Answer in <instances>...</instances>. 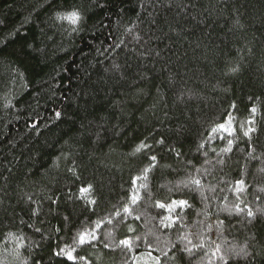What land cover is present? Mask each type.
Listing matches in <instances>:
<instances>
[{
  "label": "trees",
  "instance_id": "16d2710c",
  "mask_svg": "<svg viewBox=\"0 0 264 264\" xmlns=\"http://www.w3.org/2000/svg\"><path fill=\"white\" fill-rule=\"evenodd\" d=\"M149 252L264 264V0H0V264Z\"/></svg>",
  "mask_w": 264,
  "mask_h": 264
},
{
  "label": "snow or ice",
  "instance_id": "6c2138e0",
  "mask_svg": "<svg viewBox=\"0 0 264 264\" xmlns=\"http://www.w3.org/2000/svg\"><path fill=\"white\" fill-rule=\"evenodd\" d=\"M71 19H72L73 21H77V20L79 19L78 14H77L76 12L71 13ZM237 70H238V69H236V68H232V69H230V71H232V72H235V71H237ZM250 111L255 112V109L253 108V109H251ZM60 115H61V114H60L59 112L56 113L57 118H59ZM231 119H232L231 114H228V116H227V120L230 121ZM218 127H219V130H221V131L227 133L228 136H232L233 133H234V131H235L234 128H233L231 131H229V129L225 126L224 123L219 124ZM213 131H216V129H213ZM249 131H254V129H250ZM244 135H245V136H248V135H249V132H245ZM220 138H221V139H224V136H221ZM158 143H163V141H162V140H161V141H158ZM232 143H233L232 140H228V144H229V145H231ZM140 147H141V148H149V149L151 148L150 145L144 144L143 142H142V144H141ZM199 147H200V148H203L204 145L201 144ZM137 151H140V148H138ZM225 151H231V147L225 149ZM177 155H179V153H177ZM148 158H149V160L152 162L151 167H152V168L156 167V163H155V162H156V160H157V157H156L155 155H151V156H149ZM70 171H71V169H70ZM144 171H145V172H148V171H150V169H149V168H146ZM137 179H138V178H133V181H132L133 185L136 184V180H137ZM192 183L195 184V185H197V186L200 185V181H199V180H193ZM243 183H244V182H243L242 180H241V181H237V184L242 185ZM87 190H90V189H83V188L80 189L81 192H84V191H87ZM240 190L242 191L243 189H240ZM130 199H131V202H132L133 204H135V203H137V201L139 200V196L136 195L135 193H133V194L130 196ZM53 203H56V201L53 200ZM92 203H95V201H92ZM187 205H188L187 200H179V201H175V200H174V201H172V204H171V205H165V204H163V203H159V202H157V207L162 208V209H163V208H166V207L169 208V209H173L174 207H180V208H183V207H185V206H187ZM124 211H125V212H130V209L125 208ZM35 214H36V213L33 212V215H35ZM118 214H119V213H118ZM248 215H249V216H252L253 213L249 210V211H248ZM136 219H139V217L137 216ZM165 220H167L168 222L165 223V222H164ZM161 222H162V224H163L164 227H166V228H171V227L173 226V224L175 223V220H173L171 217H165V218L162 219ZM99 226H100V224H99V222H97V223H96V227L99 228ZM37 231H39V229H37ZM129 231H134V229H132L131 226H129ZM86 237H88V238L86 239ZM97 239H98V237L95 235V232H87V231H85L84 233L79 234V244H80V245L91 244L92 241L97 240ZM190 243H191V242H190ZM121 244H123L124 246L128 247L129 249H130L131 246H132L129 240H123V241H121ZM105 247H107V245H105ZM194 247H195V246H194ZM218 250H219V249H217V251H218ZM72 251H75V249H73ZM72 251L67 252V254H66V256H65V258H66L68 261H75V259H76V257L73 256ZM182 251L192 252L193 249H192V248H185V249H183ZM64 252H65V249L61 248L60 251L56 253V255H57V256H60V255L63 254ZM149 255H151V253H149ZM165 255H167V253H165ZM81 259H83V258L81 257ZM155 259L157 260V264H159V258L157 257V258H155Z\"/></svg>",
  "mask_w": 264,
  "mask_h": 264
},
{
  "label": "rangeland",
  "instance_id": "374dc122",
  "mask_svg": "<svg viewBox=\"0 0 264 264\" xmlns=\"http://www.w3.org/2000/svg\"><path fill=\"white\" fill-rule=\"evenodd\" d=\"M225 126L230 130L231 125L229 123L226 124ZM221 132L225 133L223 131H221ZM149 253H151V252H149ZM149 253H146L147 255L143 256V257L138 256L136 259L137 264H157V260L155 259V256L152 255V253H151V255H149Z\"/></svg>",
  "mask_w": 264,
  "mask_h": 264
}]
</instances>
